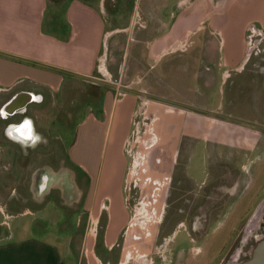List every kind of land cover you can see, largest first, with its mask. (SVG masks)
<instances>
[{
	"label": "rangeland",
	"instance_id": "obj_1",
	"mask_svg": "<svg viewBox=\"0 0 264 264\" xmlns=\"http://www.w3.org/2000/svg\"><path fill=\"white\" fill-rule=\"evenodd\" d=\"M62 1L60 26L66 35L71 25L64 9L67 0ZM101 1L103 12L99 10V0H88L97 13H103L105 28L127 26L130 30L114 32L108 39L109 46L117 37L171 39L173 31L178 32L186 24L183 20L192 24L199 19L201 26L185 38L189 39L188 49L187 45L180 46L156 60L142 54L135 67L127 68L137 44L132 40L125 48L120 89L129 93L128 100L131 95L135 99L123 147L127 159L123 190L131 220L120 244L127 260L130 258V264L137 259L149 264H206L212 253L221 248L210 264L241 261L256 242L252 235L257 229L264 230V32L257 35L250 28L245 29L243 38L249 42L245 59L252 46L255 48L245 69L240 73L230 70L226 78V74L220 75L226 62L219 59L217 50L223 33L215 30L214 17H219L232 0ZM139 22L146 28L141 29ZM232 30L224 32V51L232 40L238 51L245 46L242 29L237 26ZM74 77L80 84L86 82L80 75ZM131 78L141 82L130 90L123 88ZM70 90L66 81L56 95H65L73 115L67 117L68 109H61L50 131L61 137L63 145L45 135L47 142L56 141L64 152L75 138L84 107L90 104L95 111L84 94L77 103L76 93ZM136 92L139 97H135ZM48 153L43 152L42 163L52 161ZM17 170H24L26 179L28 168ZM77 175L81 177L80 172ZM257 186L259 192L251 202L242 200L246 192ZM7 191H0L8 202L6 211H0V234L57 232L65 236L72 231L77 240L74 244H79L84 221L77 216L82 213L81 207L76 211L75 206L48 204L39 211L30 203L17 205ZM60 195L56 197L58 202L64 200ZM234 205L242 212L231 225V214L226 218L225 215L234 210ZM101 247H97L99 252Z\"/></svg>",
	"mask_w": 264,
	"mask_h": 264
},
{
	"label": "crops",
	"instance_id": "obj_2",
	"mask_svg": "<svg viewBox=\"0 0 264 264\" xmlns=\"http://www.w3.org/2000/svg\"><path fill=\"white\" fill-rule=\"evenodd\" d=\"M65 3L67 6L64 9L71 25V30L66 35L60 26L64 4L62 0H0V104L15 92H39L42 100L30 106L35 117V127L47 136L58 139L62 146L61 137H56L50 131L61 109L67 110L69 105L63 93L58 97L56 94L62 91L67 81L70 84V92L76 93L74 97L77 98V103L82 101V94L85 95L86 101L93 103L95 111L90 104L84 107L82 119L76 125L75 138L66 152L61 150L59 143L53 141V147L58 144L59 148L55 149L67 155L80 170L78 186L71 191L70 196L59 202L54 194L45 202L42 201L43 198H35L36 189L31 184L32 180L30 183L26 182H29L36 164L27 167L29 172L25 181V204L36 205L39 211L48 204H58L60 207L76 204V208H73L76 211L81 207L82 213H77V216L84 220L82 236L78 237L79 244L75 245L77 240L72 231L65 236L57 232L0 234V264H130L119 242L121 231L130 217L123 190L127 169L123 147L129 133V127L126 128V125H130L135 102L134 95L128 100L129 93L125 94V91L120 89L124 75L122 67L125 63V48L132 40L137 44L130 55L132 64L130 61L127 68H130V65L135 67V63L141 61L142 54L156 60L180 46L187 45L188 49L189 39L185 38L200 26L199 19L192 24L183 20L186 24L178 32L173 31L171 39L127 40L126 37H117L109 46L108 39L114 32L127 31L129 28H105V18L100 12L104 11L101 0L98 2V13L88 0H67ZM224 8L219 17H214V25L215 30L218 29L217 33H223V39H218L217 50L219 59L226 62V67L220 75L226 74L227 78L230 70L240 73L245 69L255 48L252 46L249 56L245 59L244 53L249 46L247 39L243 38L245 29L251 28L252 34L257 35L264 32V0H232ZM134 22L135 17L132 23ZM139 24L141 29L146 28V25L140 22ZM237 26L242 29L241 40L245 46L238 51L239 47L235 49L232 40L224 51L227 39L225 30L233 32L232 29ZM182 36L183 39H179ZM171 44L176 47H169ZM220 66L219 62L221 70ZM74 75L82 76L86 82L80 84ZM112 82L115 85H111ZM139 82L140 79L131 78L123 88L130 90L133 84ZM139 90L138 88L137 92ZM121 91L122 94H119ZM137 92L135 97H139ZM67 112V117L73 115L69 109ZM3 126L4 123L0 121V131ZM53 147H48L46 151ZM44 185L43 183L42 188ZM258 186L246 192L242 200L251 202L259 192ZM15 200L17 205L21 204L20 199ZM0 207L4 210L8 207L6 199L1 197ZM232 208L233 212L230 210L225 215L226 218L231 214V225L242 212L235 205ZM25 209L27 212L31 211L29 207ZM90 231L93 233L90 234ZM98 245L102 246V252L98 251ZM219 250L212 253L206 264L211 263ZM137 260L132 262L149 264L147 260L142 259V263Z\"/></svg>",
	"mask_w": 264,
	"mask_h": 264
},
{
	"label": "flooded vegetation",
	"instance_id": "obj_3",
	"mask_svg": "<svg viewBox=\"0 0 264 264\" xmlns=\"http://www.w3.org/2000/svg\"><path fill=\"white\" fill-rule=\"evenodd\" d=\"M38 100H42L39 92H28L27 94L25 91H19L0 104V121L4 123L3 129L0 131V191L1 189L8 190V196L20 199L21 204H25V198H27L25 197L26 179L25 171L17 169H24L25 166L27 168L30 164L37 163V166L33 169L29 182L26 183H30L32 180L31 184L36 189L35 198L37 199L47 195L49 197L52 194L58 197L60 193L61 197L68 198L71 191H74L78 186V168L75 163L70 161L67 155L61 154L60 150L55 149L58 144L53 147L54 142L52 144L48 141V143L45 139L46 134L38 131L35 127V117L30 106L37 103ZM49 146L54 148V150L53 148L48 149V157L52 161L42 163L43 152ZM14 156H17L16 160ZM17 162L22 165L15 164ZM27 162L29 164L25 165ZM43 183L45 184L44 188H42ZM0 197L2 198V196ZM0 211L5 212L1 207ZM130 220L131 217L128 218L121 231L119 242L121 237L128 233ZM262 230L257 229L252 235L256 242L264 235V230ZM249 253L250 251L247 256Z\"/></svg>",
	"mask_w": 264,
	"mask_h": 264
},
{
	"label": "water",
	"instance_id": "obj_4",
	"mask_svg": "<svg viewBox=\"0 0 264 264\" xmlns=\"http://www.w3.org/2000/svg\"><path fill=\"white\" fill-rule=\"evenodd\" d=\"M233 264H264V235L254 244L245 259Z\"/></svg>",
	"mask_w": 264,
	"mask_h": 264
},
{
	"label": "bare ground",
	"instance_id": "obj_5",
	"mask_svg": "<svg viewBox=\"0 0 264 264\" xmlns=\"http://www.w3.org/2000/svg\"><path fill=\"white\" fill-rule=\"evenodd\" d=\"M247 48H248V47H247ZM249 50H250V48H249ZM249 50H247V51H249ZM247 53H248V52H247ZM247 53H246V54H247ZM248 54H249V53H248ZM248 54H247V55H248ZM101 67L103 68V66H101ZM102 68H101V69H102ZM102 71L104 72L105 70H104V69H102Z\"/></svg>",
	"mask_w": 264,
	"mask_h": 264
},
{
	"label": "built area",
	"instance_id": "obj_6",
	"mask_svg": "<svg viewBox=\"0 0 264 264\" xmlns=\"http://www.w3.org/2000/svg\"><path fill=\"white\" fill-rule=\"evenodd\" d=\"M250 30H251V33L253 32V30L250 28ZM119 94H122V91L121 92H119Z\"/></svg>",
	"mask_w": 264,
	"mask_h": 264
}]
</instances>
